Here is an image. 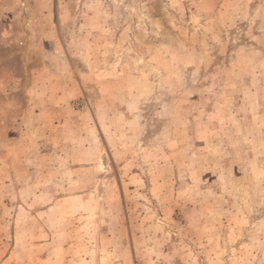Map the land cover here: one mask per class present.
Here are the masks:
<instances>
[{
    "label": "rangeland",
    "instance_id": "1",
    "mask_svg": "<svg viewBox=\"0 0 264 264\" xmlns=\"http://www.w3.org/2000/svg\"><path fill=\"white\" fill-rule=\"evenodd\" d=\"M0 264H264V0H0Z\"/></svg>",
    "mask_w": 264,
    "mask_h": 264
}]
</instances>
